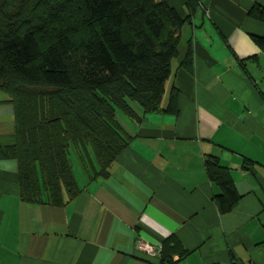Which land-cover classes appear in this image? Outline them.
Wrapping results in <instances>:
<instances>
[{"label": "crops", "instance_id": "0c3cea01", "mask_svg": "<svg viewBox=\"0 0 264 264\" xmlns=\"http://www.w3.org/2000/svg\"><path fill=\"white\" fill-rule=\"evenodd\" d=\"M165 1L187 18L162 101L175 86L178 113L121 114L128 146L106 177L89 178L79 160L80 192L63 205L23 199L16 160L0 159V264H160L136 242L173 234L189 251L175 264H264V52L252 39L264 22L248 14L264 0ZM188 47L190 69L179 65ZM5 97L0 146L14 143ZM207 156L240 194L228 212L214 201Z\"/></svg>", "mask_w": 264, "mask_h": 264}, {"label": "trees", "instance_id": "16d2710c", "mask_svg": "<svg viewBox=\"0 0 264 264\" xmlns=\"http://www.w3.org/2000/svg\"><path fill=\"white\" fill-rule=\"evenodd\" d=\"M248 14L264 22L259 4ZM186 19L165 0H0V92L13 107L14 135L0 159L16 160L23 199H73L80 188L71 152L89 178L106 177L131 139L118 113L141 120L132 102L143 114L178 113L175 86L162 101ZM252 39L264 52V34ZM191 61L188 47L179 65L190 69ZM205 168L219 188L218 210H232L240 194L230 169L213 156ZM159 246L160 264L189 252L174 234Z\"/></svg>", "mask_w": 264, "mask_h": 264}, {"label": "built area", "instance_id": "2783aa9c", "mask_svg": "<svg viewBox=\"0 0 264 264\" xmlns=\"http://www.w3.org/2000/svg\"><path fill=\"white\" fill-rule=\"evenodd\" d=\"M137 248L144 252L145 254L152 256V257H159L160 254V246L159 244H150L144 241L138 240L136 242Z\"/></svg>", "mask_w": 264, "mask_h": 264}, {"label": "rangeland", "instance_id": "374dc122", "mask_svg": "<svg viewBox=\"0 0 264 264\" xmlns=\"http://www.w3.org/2000/svg\"><path fill=\"white\" fill-rule=\"evenodd\" d=\"M166 93H167V91H166ZM164 96H166V95H164ZM132 104H133V106L134 107H136V108H139V109H141L140 108V106L136 103V102H132ZM122 113H118V120L120 121V120H122V115H124V114H122ZM119 115H120V117H119ZM132 119V118H131ZM133 121V120H132ZM121 122V121H120ZM71 158H72V161H73V166L75 167V171H78L79 169H78V167H77V163L79 162V159H78V157H77V155H76V153H73V152H71ZM74 155V156H73ZM79 165V164H78ZM80 167V166H79ZM74 170V169H73Z\"/></svg>", "mask_w": 264, "mask_h": 264}]
</instances>
